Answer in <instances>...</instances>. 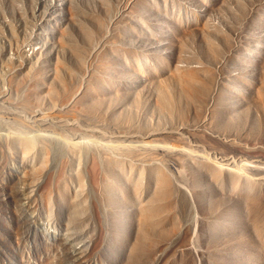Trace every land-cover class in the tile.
Masks as SVG:
<instances>
[{
	"label": "rangeland",
	"instance_id": "rangeland-1",
	"mask_svg": "<svg viewBox=\"0 0 264 264\" xmlns=\"http://www.w3.org/2000/svg\"><path fill=\"white\" fill-rule=\"evenodd\" d=\"M0 137V264H264V0H0Z\"/></svg>",
	"mask_w": 264,
	"mask_h": 264
},
{
	"label": "bare ground",
	"instance_id": "bare-ground-1",
	"mask_svg": "<svg viewBox=\"0 0 264 264\" xmlns=\"http://www.w3.org/2000/svg\"><path fill=\"white\" fill-rule=\"evenodd\" d=\"M33 97H34V95H36V93H32L31 94ZM4 98V97H3ZM8 99V98H7ZM6 100V99H5ZM12 101V100H11ZM11 101H8V100H6V103L9 105V107L10 108H12V109H27V108H30L28 105H26L25 103V105H23V104H20V106L19 105H17L16 103H14V101L13 102H11ZM5 103V104H6ZM2 108V107H1ZM2 110V109H1ZM4 110V109H3ZM5 112V111H4ZM7 112H10V111H7ZM14 112H17V111H14ZM11 113V112H10ZM11 114H13V113H11ZM17 115V114H16ZM15 114H14V116H16ZM18 116V115H17ZM39 118L40 119H42V118H45L44 116H40L39 115ZM21 119V118H20ZM56 124H57V126L59 127V128H67L68 126H69V123H68V121L69 120H67V117L65 118V117H60V116H56ZM18 122V121H17ZM19 123V122H18ZM21 123V122H20ZM19 125V124H18ZM22 125V124H21ZM71 125H72V122H71ZM73 126V125H72ZM0 138H2V137H0ZM6 139V143L7 144H10V145H13V146H16V147H18L19 149H21L22 150V152L23 153H31V152H33L34 150H36V149H39V148H37V145L35 146V144L33 143V142H31V141H28V140H26V139H21L20 137L19 138H17V137H15V138H13V137H7V138H5ZM55 142L58 144V145H63V142H62V140L60 141V140H55ZM143 145H139V146H135L134 147V149H138V147H142ZM114 147V146H113ZM41 151H43V150H41ZM35 152V151H34ZM221 166L222 165H219V164H217V163H211V162H208V163H203L202 164V167H204V168H206L207 170H210L212 173H214V174H217V172H218V170H217V167L218 168H221ZM151 175H154L156 178H157V180H158V183L160 184V191H159V193L160 192H162V194L164 193V195H170L171 193H172V191H173V187L171 186V184H170V178L168 179V177H167V174H165V172H163L162 170H160V168H158V167H155L154 168V170L150 173ZM217 177H219V175H217ZM240 182L241 181V178L240 177H237V180H235V182ZM236 182V183H237ZM159 186V185H158ZM159 188V187H158ZM158 196H160V194L158 195ZM164 197V196H163ZM169 197V196H168ZM160 198V197H159ZM154 213H155V210H152L151 212H150V214H149V218H154L155 217V215H154ZM149 218H146V219H149ZM135 262V261H134Z\"/></svg>",
	"mask_w": 264,
	"mask_h": 264
}]
</instances>
